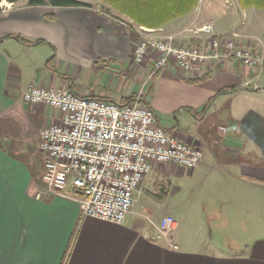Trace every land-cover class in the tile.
Wrapping results in <instances>:
<instances>
[{
	"label": "crops",
	"instance_id": "crops-1",
	"mask_svg": "<svg viewBox=\"0 0 264 264\" xmlns=\"http://www.w3.org/2000/svg\"><path fill=\"white\" fill-rule=\"evenodd\" d=\"M26 3L3 1L10 9L0 11V264H264V241L254 240L245 251L208 250L189 243L191 237L195 244L206 237V229L226 225L221 215L225 206L244 209L236 207L234 198L222 199L221 189L233 197H249L245 202L239 199L242 206L248 205L243 211L264 209L260 36L250 35L259 41L256 47L262 55L256 68L229 61L212 65L204 78L193 79L171 66L157 73L147 89L152 97L143 96L160 127L202 151L196 168H177L175 173L191 175L198 170L219 183L213 192L214 209L203 206V211H196L198 219L192 225H185L184 217L175 219L178 249L170 250L164 240L144 235L146 226L132 209L119 225L91 217L80 220L69 181L62 195L46 192L39 184L41 165L36 166L33 153L38 151L39 132L57 123L59 112L25 103L22 94L30 87L71 85L80 96L121 104L140 89L129 78L144 73L137 68L123 72L124 65L133 64L131 39L125 28L98 10ZM172 22L164 27H172ZM161 30H153L152 35ZM13 35L44 42L26 46L10 38ZM223 88L237 90L218 95ZM212 97L209 108L200 112ZM38 193L41 196L36 198ZM159 209L167 216L178 213L177 206ZM194 223L197 231L190 229Z\"/></svg>",
	"mask_w": 264,
	"mask_h": 264
},
{
	"label": "built area",
	"instance_id": "built-area-1",
	"mask_svg": "<svg viewBox=\"0 0 264 264\" xmlns=\"http://www.w3.org/2000/svg\"><path fill=\"white\" fill-rule=\"evenodd\" d=\"M140 29L143 32L138 33L147 37L132 42L131 59L137 66L150 63L143 69L144 85L171 66L199 79L215 64L233 61L252 69L262 62L251 47L216 36L211 24L191 30L196 38L192 46L178 43L176 36L155 37L149 34L152 29ZM142 88L130 102L121 104L83 97L65 87H30L22 94L25 103L59 112L57 123L38 135L42 161L37 180L46 192L56 195L64 193L69 181L80 220L91 217L119 225L131 212L136 189L154 169L169 165L192 170L201 161L200 149L157 124L154 112L141 100ZM141 221L154 232L149 235L146 230V237L178 249L174 219L164 216L154 222L146 215Z\"/></svg>",
	"mask_w": 264,
	"mask_h": 264
},
{
	"label": "rangeland",
	"instance_id": "rangeland-1",
	"mask_svg": "<svg viewBox=\"0 0 264 264\" xmlns=\"http://www.w3.org/2000/svg\"><path fill=\"white\" fill-rule=\"evenodd\" d=\"M78 1L89 4L91 8L98 11H101V7H107L106 4L101 3L98 0ZM8 9H10V7L0 3V10ZM112 20L121 27L125 28L127 32L129 28H133L135 34L138 35L136 40H141L147 37V35H141L138 33L143 32L140 28L144 27L136 25L132 20L124 15H120L119 18ZM170 24L173 26H162L158 28L162 30L158 33L155 32L156 35L154 36H176L178 43H195L196 38L192 34L191 30L193 28H199L205 24H211L216 36L223 39L233 40L242 46L251 47L259 54L260 58H262V55L256 47L259 41L250 37V35L257 34L264 42V10H258L255 8L243 10L239 7L237 0H198L196 8L192 12L173 20ZM217 28L225 31L218 33ZM147 67L148 64L137 66L134 63L131 64L129 62L124 65L122 69L123 72H125L127 69H132L134 71L137 68L139 71L143 72V69H146ZM24 73L26 74V78H28L27 76L29 70H26ZM145 78L146 77L141 76V78L134 79V75H132V77L129 78V82L131 83L136 80L135 82L138 84L139 88L143 87V94H146L147 89L150 86V82L144 85ZM126 79H124L123 82H125ZM127 87H130L128 83L126 88ZM151 94L152 92L147 93L146 97H152ZM33 154L36 166L41 165V155L38 151H34ZM176 169L177 167L169 165H166V167L165 165H162V167L160 166V169L157 167L150 174H148L138 186L134 193V204L132 210L135 211V214L140 215L142 220L146 217V215L151 217L154 222L164 216H167L159 212V208H164L169 205L171 207H178L177 214H174L173 212L166 213L169 217L174 220H180L181 217H184L185 225H192L193 221L198 219V217H196V211L199 209L203 211V206L209 210L214 209L215 196H213V192L215 189H219V183L218 181H215L213 175L210 174L206 177L205 173H200L198 170H195L191 175H186L183 172L178 174L175 173ZM228 187H231V184L224 186L225 189ZM164 190H168V192L170 191L171 196L166 198L164 202H161L158 196ZM228 191L229 190L224 192V189H221L219 191V196L225 201H228L229 198H234L233 202L236 204V207H244V209L247 208L248 205L242 206V204L239 203V199L242 202H245L249 197H233L231 194L228 195ZM160 203L163 204L159 205ZM244 209L236 211V209L233 210L231 207L229 209L225 206L221 215L223 219L227 221L226 225L224 224L223 227L214 226L210 229H206V237H199L196 244L191 237L189 239V243H193L191 244L192 246L195 245L199 248L208 250H211L212 248L228 250L230 248L233 249L232 251H245L246 246L251 245L254 240H257L256 242L258 244L260 241H264V209L258 210L256 208V210H254L250 208L248 209L249 211H243ZM201 218L203 219V216ZM145 226V229L149 230V225L145 224ZM196 227L197 225L194 223V227L192 226L190 229L197 231L198 228ZM207 238L210 240H206Z\"/></svg>",
	"mask_w": 264,
	"mask_h": 264
},
{
	"label": "trees",
	"instance_id": "trees-1",
	"mask_svg": "<svg viewBox=\"0 0 264 264\" xmlns=\"http://www.w3.org/2000/svg\"><path fill=\"white\" fill-rule=\"evenodd\" d=\"M3 1L8 2V3H16L19 0H0V3ZM98 1L107 5V7H101L102 12L99 11L103 15H106L112 19H117L119 18L120 15H124L125 17L132 20L136 25L142 26L148 29H158L177 18L183 17L189 14L190 12H192L198 4V0H98ZM237 3L239 7L242 8L243 10H247L250 8L264 10V0H237ZM26 6H29V7L54 6V7H64V8L66 7L91 8L89 4L83 3L78 0H27ZM128 36L130 37L131 42L136 40L138 37V35L135 34V31L133 30V28H129ZM10 38H13L20 44L26 45V46H32V45H36V44L44 42L42 40L30 41V40L24 39L23 37L19 35H13V36H10ZM189 45L192 46L194 45V43L190 42ZM147 64L149 67L150 63L147 62L146 65ZM156 75H154V77L151 79L150 85L152 84ZM63 78L67 79L65 76H63ZM65 88L71 91L70 89L71 85ZM234 90H237V88L236 89L235 88H223L217 94L218 95L227 94V93L233 92ZM147 93H149V91ZM134 96L135 94L131 96L130 98H128L126 101H124V103L130 102ZM143 96L144 94L142 95L141 100L143 101L144 105L149 107V105L147 104ZM213 98L214 97L208 100V102L201 108L200 112H205L209 108ZM101 99H104V98H101ZM167 196H168V190H164L158 196V198L160 199L161 202L162 201L164 202Z\"/></svg>",
	"mask_w": 264,
	"mask_h": 264
}]
</instances>
